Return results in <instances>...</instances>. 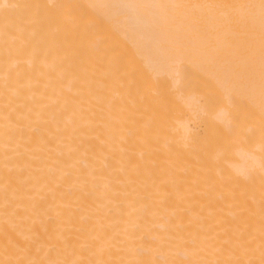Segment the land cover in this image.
Masks as SVG:
<instances>
[{"label": "bare ground", "instance_id": "6f19581e", "mask_svg": "<svg viewBox=\"0 0 264 264\" xmlns=\"http://www.w3.org/2000/svg\"><path fill=\"white\" fill-rule=\"evenodd\" d=\"M0 264H264V0H0Z\"/></svg>", "mask_w": 264, "mask_h": 264}]
</instances>
